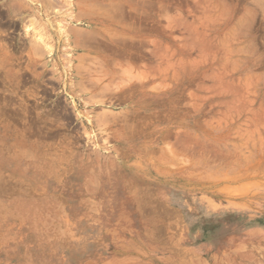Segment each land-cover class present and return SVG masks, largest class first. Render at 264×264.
<instances>
[{
	"label": "rangeland",
	"instance_id": "rangeland-1",
	"mask_svg": "<svg viewBox=\"0 0 264 264\" xmlns=\"http://www.w3.org/2000/svg\"><path fill=\"white\" fill-rule=\"evenodd\" d=\"M188 1L205 67L163 90L170 129L131 156L170 188L132 186L92 213L75 200V152L121 151L80 120L65 76L78 0H0V222L14 231L0 264H264V0Z\"/></svg>",
	"mask_w": 264,
	"mask_h": 264
},
{
	"label": "crops",
	"instance_id": "crops-1",
	"mask_svg": "<svg viewBox=\"0 0 264 264\" xmlns=\"http://www.w3.org/2000/svg\"><path fill=\"white\" fill-rule=\"evenodd\" d=\"M178 3V0L77 2L68 33L74 62L71 70H64L65 76L72 75L73 88L82 100L80 120L103 122L97 124L98 137L112 136L121 151L118 157L75 152V200L88 202L92 213L97 201L115 200L120 195L131 198L132 186L170 188L169 183L157 177L155 165L144 167L137 162L139 157L131 156L146 149L156 150L157 140L147 142L145 138L162 137L170 129L163 123L166 119L163 90L183 89L182 81L187 75L181 76V72L190 73L196 65L205 67L203 55L196 58L191 47L194 4L186 0L181 8ZM184 41L186 48H180V42ZM13 233L12 222H0V240L5 241Z\"/></svg>",
	"mask_w": 264,
	"mask_h": 264
},
{
	"label": "bare ground",
	"instance_id": "bare-ground-1",
	"mask_svg": "<svg viewBox=\"0 0 264 264\" xmlns=\"http://www.w3.org/2000/svg\"><path fill=\"white\" fill-rule=\"evenodd\" d=\"M18 1V0H17ZM20 1V0H19ZM25 2V1H24ZM29 2V1H28ZM133 2V1H132ZM257 2V1H256ZM261 2V1H260ZM26 3V2H25ZM30 3V2H29ZM34 4V3H33ZM152 4V3H151ZM111 5V4H110ZM113 5H115V4H113ZM114 7V6H113ZM117 7V6H116ZM156 7V6H155ZM121 8V7H120ZM31 9V8H30ZM93 9V8H92ZM117 9V8H116ZM115 9V10H116ZM122 9V8H121ZM110 10V9H109ZM113 10V9H112ZM119 10V9H118ZM123 10V9H122ZM156 10V9H155ZM138 11V10H137ZM110 12V11H109ZM128 13V12H127ZM129 14V13H128ZM145 14V13H144ZM144 14H142V15H144ZM80 17V16H79ZM113 17V16H112ZM135 17H136V15H135ZM136 18H138V17H136ZM142 18V17H141ZM127 19V18H126ZM131 20V19H130ZM134 20V19H133ZM139 20V19H138ZM136 21H137V19H136ZM127 25V24H126ZM135 25V24H134ZM133 25V26H134ZM28 26V25H27ZM139 26V25H138ZM31 27V25L30 26H28V27H26V28H30ZM128 27V26H127ZM136 27V26H135ZM143 27V26H142ZM65 29V28H64ZM79 30V29H78ZM82 30V29H81ZM33 32V36L35 37V38H37L36 40H37V42L38 43H40V44H42V45H44L49 51V53H52V47H51V44L48 42V40L46 39V38H44L43 36H39V37H37L36 36V33H37V31H36V29H33L32 30ZM63 31V30H62ZM28 32V31H27ZM26 32V33H27ZM29 33V32H28ZM79 33H81V31L79 32ZM67 35V34H66ZM121 37V36H120ZM114 38V37H113ZM49 39V38H48ZM118 39V38H117ZM97 40V39H96ZM95 41V40H94ZM101 41V40H100ZM99 41V42H100ZM93 42V41H92ZM67 43V42H66ZM96 43V42H95ZM118 43H120V42H118ZM37 44V43H36ZM89 44V43H88ZM87 44V45H88ZM101 44V43H100ZM99 44V45H100ZM131 44V43H130ZM142 44H143V42H142ZM81 45V44H80ZM84 45V44H83ZM82 45V46H83ZM86 45V44H85ZM84 45V46H85ZM38 46V45H37ZM103 47V46H102ZM131 47V46H130ZM38 48V47H37ZM120 54V53H119ZM119 56V55H118ZM86 57V56H85ZM88 58V57H87ZM86 58V59H87ZM90 58H93V57H90ZM90 58H88V59H90ZM95 58V57H94ZM1 60V59H0ZM88 61V60H87ZM93 61V60H92ZM97 61V60H96ZM1 63V62H0ZM88 63H92V62H88ZM94 63V62H93ZM100 64V63H99ZM109 64V63H108ZM1 66V65H0ZM82 66V65H81ZM114 66V65H113ZM94 67V66H93ZM102 67V66H101ZM104 67V66H103ZM78 68V67H77ZM87 68V67H86ZM4 69V68H3ZM1 73V72H0ZM91 73V72H90ZM95 73H96V71H95ZM123 73V72H122ZM2 74V73H1ZM120 74V73H119ZM3 76V75H2ZM1 76V77H2ZM17 76V75H16ZM140 76V75H139ZM6 77V76H5ZM5 77H4V79H5ZM0 81H2V80H0ZM25 81V80H24ZM95 81H96V79H95ZM113 81V80H112ZM115 82V81H114ZM83 83V82H82ZM89 83H90V81H89ZM94 83V82H93ZM17 85V84H16ZM20 85V84H19ZM90 86V85H89ZM92 87H94V86H92ZM110 94V93H109ZM16 95V94H15ZM108 95V94H107ZM103 96V95H102ZM93 97V96H92ZM98 97V96H97ZM3 98V97H2ZM7 98H9V97H7ZM11 99V98H10ZM9 99V100H10ZM15 99V98H14ZM90 99V98H89ZM100 99V98H99ZM4 100H5V98H4ZM8 101V100H7ZM6 102V101H5ZM13 102V101H12ZM12 105V104H11ZM23 107V106H22ZM23 109V108H22ZM19 110V109H18ZM17 110V111H18ZM31 111V110H30ZM109 113H110V111H108ZM20 113V112H19ZM15 114V113H14ZM24 114V113H23ZM116 114V113H115ZM104 115V114H103ZM105 116V115H104ZM109 116H110V114H109ZM118 116V115H117ZM116 116V117H117ZM21 117V116H20ZM24 117V116H23ZM107 117H108V115H107ZM112 117V116H111ZM121 117V116H120ZM39 118V117H38ZM106 118V117H105ZM115 118V117H114ZM121 119V118H120ZM109 120V119H108ZM119 120V119H118ZM18 123V122H17ZM21 123V122H20ZM19 123V124H20ZM34 123V122H33ZM36 123V122H35ZM30 124V123H29ZM37 126V125H36ZM41 126H42V124H41ZM39 127V126H38ZM48 127V126H47ZM40 128V127H39ZM41 129V128H40ZM29 130V129H28ZM41 131H42V129H41ZM38 132V131H37ZM43 132V131H42ZM27 134V133H26ZM25 134V135H26ZM48 150V149H47ZM58 163V162H57ZM3 179V178H2ZM7 179V178H6ZM12 180V179H11ZM10 180V181H11ZM7 181V180H6ZM9 181V180H8ZM3 183V182H2ZM6 183H8V182H6ZM3 184H5V183H3ZM5 186V185H4ZM12 189V188H11ZM3 190H5V189H3ZM9 190V189H8ZM11 193V192H10ZM148 211V210H147ZM223 216V215H222ZM223 218L224 217H214V216H212V218L210 219L211 220V222H213L215 225H216V223L218 222V221H222L223 220ZM254 243V242H253ZM245 245V244H244ZM241 248V247H240ZM258 251V250H257ZM252 252V251H251ZM264 252V251H263ZM253 255V254H252ZM217 256V255H216ZM200 261V260H199ZM198 262V261H197ZM223 264V263H222ZM247 264V263H246Z\"/></svg>",
	"mask_w": 264,
	"mask_h": 264
}]
</instances>
